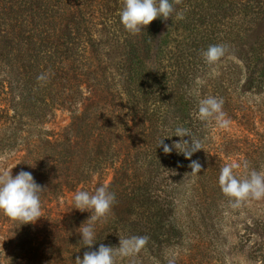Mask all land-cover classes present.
I'll list each match as a JSON object with an SVG mask.
<instances>
[{
  "label": "trees",
  "instance_id": "1",
  "mask_svg": "<svg viewBox=\"0 0 264 264\" xmlns=\"http://www.w3.org/2000/svg\"><path fill=\"white\" fill-rule=\"evenodd\" d=\"M122 7L123 0H0V96L1 93L10 95L11 109H8L6 114L0 110V118L15 121L14 125L0 133V151L15 145L11 144L12 140L24 138L36 151L39 148L49 151L52 147L56 149L62 147L59 150V158L62 159V165L67 163L80 139L78 132L71 127L65 129L67 135L61 142V134H49L40 129L50 113L58 110L53 107L57 99L55 94L57 84L62 80L69 82V74L73 73L76 79L75 86L72 90L71 88L66 90L74 91L76 97L79 95L82 97L84 88L82 84H77L78 72H85V76L97 77L93 64L96 61L100 63L101 60L98 57V44L92 32L93 26L110 28L118 26L117 32L126 36L125 59L115 69L117 75L107 78L111 87L123 81L122 84L115 86L114 100L117 101L115 105L117 116L122 118L124 129L118 140L121 143L118 152L112 156L118 157L114 163H119L122 167L130 165L138 174L135 178L126 177L129 186L125 191H130L121 200L118 209L112 206L111 215L104 228L95 223L93 241L95 244L88 248L82 242L86 251L98 250L101 244L118 247L120 238L142 236L141 221L146 210L148 222L155 225L156 229H165L160 243L167 242L170 246L184 229L181 219L184 210L190 214L194 208H198L199 214L204 213L208 219L220 222L224 212L232 209L218 183L220 169L227 162L211 148V124L196 118L197 97L194 95L191 99L182 97L173 112L177 114L174 116L175 120L172 124H167L164 118L168 113L166 105L170 102L166 98L170 78L159 77L158 72H152L147 63L152 58V40L161 32L164 35L158 44L159 54L156 57L163 55V47L170 45L172 31L176 27L197 32L211 23L224 26L225 22L233 17L238 18V22L250 20L256 25L264 21V0H181L180 4L174 5L175 11L168 20L157 18L142 29L139 40L133 42L132 35L120 22L119 13ZM177 12L183 13L184 18L176 19ZM236 26L237 32L240 33V41L234 49L246 69L244 79L243 67L237 65L240 71L236 82L238 93L240 88L264 93V34L257 37L254 46L246 47L242 43V33L248 34L252 27ZM205 44L209 46L216 43L212 39L210 42L205 41ZM140 47L144 48L143 51ZM38 76H43V79L38 80ZM208 83L199 88L200 98L206 97ZM239 94L243 96L244 93ZM77 101L80 102V98L73 103L78 104ZM97 108L100 111L94 120L90 117L92 110H82L77 126L80 131L90 130L92 139L110 144L103 126L93 131L91 124L96 122L97 118L104 119L106 114L103 107ZM142 110L145 115L150 116L146 124L143 123L144 129L135 131L136 135H123L127 130H135V126L142 120ZM177 127L189 129L191 137L203 144L204 149L195 152L191 160L186 159L175 148L170 154H165L163 147H158L159 141L163 138V143L169 146L181 140L180 137L173 136ZM121 132L119 131V134ZM26 133L28 136H25ZM183 139L191 142L190 137ZM113 147L117 149V145ZM106 159L107 156L104 161H100L90 155L87 160L81 161L85 162L90 176L97 172L98 165L101 166L100 170L102 169ZM193 160L199 161L202 165L201 172L197 175H191L192 170L188 167ZM154 165L162 168L168 165L171 171L176 173L172 182L160 186L157 179L149 176L155 172ZM235 172L241 177L249 171L236 169ZM186 173L188 175H185ZM77 175L80 181H83L79 170ZM186 178L188 180L183 181ZM181 197H185L186 200L183 199L178 206L177 202ZM90 215L88 213L81 217L82 222L84 223ZM263 217L264 211L261 210V215L257 219L264 222ZM155 232L149 236L148 249L152 258L157 253V248H154L151 242L158 237ZM141 252L133 257L117 256L116 264H136Z\"/></svg>",
  "mask_w": 264,
  "mask_h": 264
},
{
  "label": "rangeland",
  "instance_id": "2",
  "mask_svg": "<svg viewBox=\"0 0 264 264\" xmlns=\"http://www.w3.org/2000/svg\"><path fill=\"white\" fill-rule=\"evenodd\" d=\"M229 20L224 26L211 23L197 32H191L176 27L175 19L176 28L172 31L170 45L163 47V55L156 57L159 54L158 44L164 35L161 32L152 40V58L147 64L152 72H158L159 77L170 78L166 89L168 94L166 98L170 102L166 105L168 113L164 118L167 124H172L175 120L174 116L177 114L173 112L181 98H192L190 93L196 86V78L205 79L209 82L205 96L222 98L223 111L231 121L226 129L211 124V148L216 150V154H220L224 162L240 163L241 167L237 169L239 171L251 169L260 171L264 169V93L240 88L239 93H244L240 96L236 88L240 75L237 65L243 67L244 79L246 69L234 48L240 41V33L237 32L236 25L252 27L248 34L242 33L243 45L250 47L257 42V37L264 34V21L256 25L250 20L238 22L236 17ZM117 30H119L118 26L115 28L93 26L92 32L98 44V57L101 60L100 63L96 61L93 64L97 77L85 76V72H78L77 84H82L84 88L82 97L81 95L76 97L74 91L66 90L68 88L72 90L75 86L76 79L73 73L69 74V82L62 80L57 84L55 93L57 99L53 107L58 110L50 113L46 123L39 127L49 134H61V142L67 135L65 129L71 127L78 132L80 139L67 163L62 165V159L59 158V150L62 147L57 149L52 147L49 151L39 148L36 151L24 138L12 140L11 144L15 145L0 151V157H8L7 164L13 167V176L21 170L30 172L36 183L45 188L40 194L43 216L34 224L20 225L19 222L11 220L0 212V264H75L76 258L82 259L86 251L79 230L83 224L81 217L90 213L74 208L75 192L77 190L94 192L96 188L105 185L108 191L116 196L113 204L115 209L120 207L121 200L129 193L130 190L125 191L129 186L126 177L135 178L138 172L130 165L122 167L119 163H114L118 157L112 156L118 152L121 144L118 140L124 129L122 118L117 116L115 107L117 101L114 100L115 86L122 84L123 81L117 82L114 87H111L107 81L109 76L117 75L115 69L125 59L127 51L124 41L126 36L119 34ZM131 35V41L139 40V33ZM212 39L216 44L226 45L227 55L231 57L221 61L218 68L219 75L214 77L209 75L211 69L202 57V52L208 47L205 41L210 42ZM140 49L143 51L144 48L140 47ZM79 98L78 104L73 103ZM9 101L10 95L1 93L0 110L4 114L10 109ZM97 107H103L106 114L105 118L103 115L104 119L97 118L96 122L91 124L93 131L103 126L111 145L104 142L101 144L100 140L92 139L90 130L80 131L77 126L82 110H92L90 117L94 120L100 111ZM141 114L142 120L135 126V130H127L123 135H136L135 131L144 129L143 123L146 124L150 116L145 115L143 110ZM14 122L0 118V133L14 125ZM25 136H28V133ZM114 145H117V149L113 147ZM90 155L100 161H104L107 156V161L101 170V166L98 165L97 172L89 176L87 166L81 160H87ZM245 163L247 167H244ZM154 167L155 172L150 173L149 176L157 179L160 186L172 182L176 173L172 172L168 165L164 168L159 165ZM78 170L83 181H80L77 175ZM186 180L188 179L183 181ZM183 199L186 200L185 197L178 200V206ZM261 210L264 211V199L249 201L239 208L227 209L220 222L208 219L204 213L199 214L198 208H194L190 214L184 210L181 214L184 229L170 246L167 242L160 243L165 229H156L155 225H151L146 210L142 216L140 229L142 236L148 237V242L136 264H167L168 259L173 257L175 264H264V222L257 219L261 215ZM110 215L103 221H97V225L103 229ZM84 222L87 223V220ZM153 231H156L155 235L158 237L151 240L153 247L157 248V253L152 258L148 248L149 236Z\"/></svg>",
  "mask_w": 264,
  "mask_h": 264
},
{
  "label": "clouds",
  "instance_id": "3",
  "mask_svg": "<svg viewBox=\"0 0 264 264\" xmlns=\"http://www.w3.org/2000/svg\"><path fill=\"white\" fill-rule=\"evenodd\" d=\"M181 0H123V7L119 13L120 22L127 32L136 35L145 29L157 18L168 20L175 11L174 5ZM183 13L177 12L176 19H183ZM228 54L227 46L224 44L209 45L202 52L204 62L210 67V76L219 75L218 68L222 60ZM38 80L43 76H38ZM206 83L205 79L197 77L196 87L190 94L197 97L198 106L196 118L206 124H214L220 129H226L231 121L223 111V99L215 96L200 98L199 88ZM181 138L172 146L159 141L158 147L162 146L165 154H170L175 148L182 153L186 159L191 160L192 155L204 149L201 141L191 137L190 130L177 127L174 135ZM172 137V136H171ZM184 137H190V143ZM8 157H0V212L13 221L21 224L35 223L43 216L41 196L45 190L37 184L30 172L21 170L13 176L12 168L7 164ZM15 167V166H14ZM191 175L201 172L202 165L197 160L188 165ZM241 167L240 163H227L220 169L218 183L222 194L228 198L229 206L239 208L249 201L264 199V169L257 171L251 169L246 175L238 177L235 170ZM247 167V164H244ZM185 175H188L186 173ZM115 194L108 191L107 186L102 185L94 192L77 190L73 196L74 208L91 213L87 223H83L79 230L85 247L91 248L95 243L94 225L97 221L107 219L115 203ZM148 242L146 236H130L119 239V246L112 247L101 244L98 250L86 251L83 258L77 257L75 264H116V257H133L145 248ZM167 264H175V258H170Z\"/></svg>",
  "mask_w": 264,
  "mask_h": 264
}]
</instances>
